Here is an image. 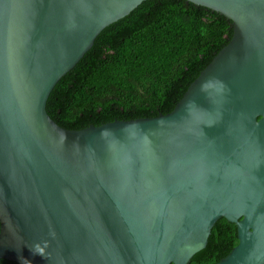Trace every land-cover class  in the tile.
<instances>
[{
    "label": "water",
    "instance_id": "water-1",
    "mask_svg": "<svg viewBox=\"0 0 264 264\" xmlns=\"http://www.w3.org/2000/svg\"><path fill=\"white\" fill-rule=\"evenodd\" d=\"M145 0H0V259L190 264L216 222L239 242L215 264H264V0H187L233 36L175 108L70 129L59 80Z\"/></svg>",
    "mask_w": 264,
    "mask_h": 264
},
{
    "label": "trees",
    "instance_id": "trees-1",
    "mask_svg": "<svg viewBox=\"0 0 264 264\" xmlns=\"http://www.w3.org/2000/svg\"><path fill=\"white\" fill-rule=\"evenodd\" d=\"M232 36L233 21L208 7L145 0L98 35L56 84L47 111L70 129L169 113ZM238 242L236 224L222 217L190 264H215Z\"/></svg>",
    "mask_w": 264,
    "mask_h": 264
}]
</instances>
